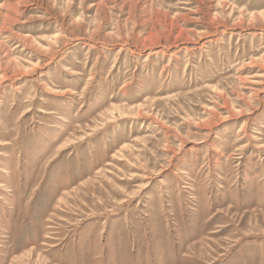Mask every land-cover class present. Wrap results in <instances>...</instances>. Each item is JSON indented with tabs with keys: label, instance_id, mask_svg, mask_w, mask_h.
Here are the masks:
<instances>
[{
	"label": "rangeland",
	"instance_id": "obj_1",
	"mask_svg": "<svg viewBox=\"0 0 264 264\" xmlns=\"http://www.w3.org/2000/svg\"><path fill=\"white\" fill-rule=\"evenodd\" d=\"M0 264H264V0H0Z\"/></svg>",
	"mask_w": 264,
	"mask_h": 264
}]
</instances>
